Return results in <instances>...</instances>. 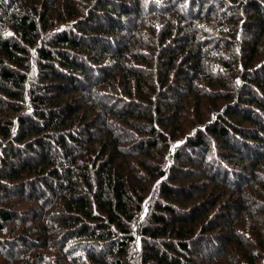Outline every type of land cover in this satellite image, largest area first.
<instances>
[{
	"label": "trees",
	"instance_id": "1",
	"mask_svg": "<svg viewBox=\"0 0 264 264\" xmlns=\"http://www.w3.org/2000/svg\"><path fill=\"white\" fill-rule=\"evenodd\" d=\"M0 264H264V0H0Z\"/></svg>",
	"mask_w": 264,
	"mask_h": 264
},
{
	"label": "bare ground",
	"instance_id": "2",
	"mask_svg": "<svg viewBox=\"0 0 264 264\" xmlns=\"http://www.w3.org/2000/svg\"><path fill=\"white\" fill-rule=\"evenodd\" d=\"M44 207H45V206H44ZM41 210H43V209H41ZM44 211H45V210H44ZM39 219H40V218H39ZM41 219H42V218H41ZM41 219H40V220H41ZM43 219H45V218H43ZM41 221H42V220H41Z\"/></svg>",
	"mask_w": 264,
	"mask_h": 264
}]
</instances>
